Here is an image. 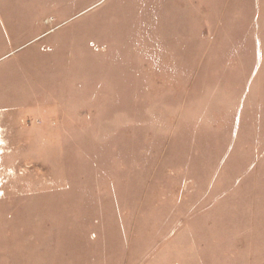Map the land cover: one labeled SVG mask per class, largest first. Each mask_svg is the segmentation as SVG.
Wrapping results in <instances>:
<instances>
[{"label":"rangeland","instance_id":"374dc122","mask_svg":"<svg viewBox=\"0 0 264 264\" xmlns=\"http://www.w3.org/2000/svg\"><path fill=\"white\" fill-rule=\"evenodd\" d=\"M94 233L98 264H264V0H0V264Z\"/></svg>","mask_w":264,"mask_h":264},{"label":"crops","instance_id":"0c3cea01","mask_svg":"<svg viewBox=\"0 0 264 264\" xmlns=\"http://www.w3.org/2000/svg\"><path fill=\"white\" fill-rule=\"evenodd\" d=\"M107 214H108V216L107 217L104 216V219L108 218L109 221L107 222L106 220H103L102 225H99L98 228H105V229L108 228V232H110V231H112L111 229L116 228V227L115 226L111 227V220H110L111 214L110 215H109V213H107ZM112 217H113V215H112ZM102 235H105V236L104 237L102 236V238L99 239V236L96 235V233L92 234V236H93L92 238L94 239V242L93 241L92 242L94 244L89 247L91 250L90 251L91 253H89V254L94 255V257H95V260H93L94 264H98V262H100L98 260V257H100V259L103 257L107 259L109 256V253L111 254V244L108 241V238H107L108 235H106L105 233H102ZM67 241H68V239L64 241L65 245H63V249L66 253H67V251H72L74 249V247L72 246L73 241L69 240L68 243H67ZM102 242L104 243L103 246H102ZM66 243H67V245H66ZM99 243H101V244L97 246V244H99ZM78 251H79L78 255H80V256H84L85 254H87L86 250H84V249H80ZM64 262L65 263H63V264H72L73 263V261L70 260V258L64 259Z\"/></svg>","mask_w":264,"mask_h":264}]
</instances>
